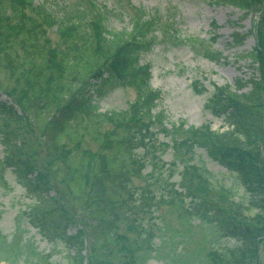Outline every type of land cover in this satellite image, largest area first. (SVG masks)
Here are the masks:
<instances>
[{
  "label": "trees",
  "instance_id": "16d2710c",
  "mask_svg": "<svg viewBox=\"0 0 264 264\" xmlns=\"http://www.w3.org/2000/svg\"><path fill=\"white\" fill-rule=\"evenodd\" d=\"M33 1L0 0V97L9 99L4 102L8 105L0 103V115L23 121L24 131L15 133L13 146L22 145L15 166L26 163L41 193L32 223L57 230L80 225L78 234L92 240L93 264H113L114 255L124 250L118 229L123 226L140 234L141 216L165 205L183 218L214 222L225 236L241 241L229 263L239 264L246 253H252L244 245L258 241L264 232V226L247 222L248 206L236 201L228 188L212 187L205 176L208 172L195 165L183 167L178 183L170 180L171 172L167 177L162 174L164 164L154 165L160 167L157 173L145 172L146 162L138 150L156 148L160 131L183 136L173 140L175 151L189 154L202 148L227 170L251 169L254 182L263 179L259 154L248 147L247 138L232 145L234 131L229 128L220 132L209 124L195 127L185 120H168L161 106L162 92L151 85L150 64L141 63L142 54L152 46L149 36L155 17L139 11L130 32L112 31L96 9L87 23L58 22ZM222 1L254 16L248 32L255 36V46L245 57L260 74L252 82L258 95L237 100L235 92L220 87L207 106L225 115L228 126L237 132L244 128L259 132L264 122V95H259L260 89L264 91V0ZM53 27L60 36L54 46L47 36ZM160 27L170 39L190 40L180 37L175 22L165 20ZM191 43L204 42L191 39ZM219 56L213 53L212 58ZM119 86L133 87L135 99L127 109L101 112L98 98L107 88ZM87 140L97 146L96 151L83 148ZM157 183L163 189L159 197L152 188ZM65 201L75 209H87L88 220L79 219ZM127 248L130 251L120 264H134L138 247Z\"/></svg>",
  "mask_w": 264,
  "mask_h": 264
},
{
  "label": "rangeland",
  "instance_id": "374dc122",
  "mask_svg": "<svg viewBox=\"0 0 264 264\" xmlns=\"http://www.w3.org/2000/svg\"><path fill=\"white\" fill-rule=\"evenodd\" d=\"M33 4L58 22L83 20V24L96 14V9L104 15L105 24L112 31L130 32L139 11L154 16L156 24L150 28L149 36L152 46L142 54L141 63L150 64L151 85L162 92L161 106L168 120L173 123L185 120L187 125L195 127L209 124L213 131L220 132L229 128L234 131L232 145L247 138L248 147L259 154L263 179L254 182L251 169L227 170L211 160L202 148H195L189 154L175 151L173 140L182 135L172 137L160 131L156 148L146 153L138 150L146 162L145 172L157 173L160 167L155 169L154 165L164 164L162 174L167 177L171 172L170 180L178 183L183 167L195 165L208 172L204 175L212 187L228 188L236 201L249 207L245 212L248 223L259 228L264 226V122L259 132L244 128V134L239 133L228 126L225 115H218L207 106L220 87L235 92L237 100L244 97L252 100L258 95L252 82L259 80L260 74L245 57L255 46V36L248 32L252 30L254 16L222 0H34ZM165 20L175 22L180 37L190 40L179 42L166 37L160 27ZM47 36L53 46L60 43L55 27L48 28ZM240 36L243 38L239 39ZM191 39L204 43L193 45ZM213 53L221 56L214 59ZM259 95H264V91L260 89ZM135 96L133 87L119 86L107 88L97 101L101 112L121 111L128 108ZM5 100L9 101L7 96L0 97V103L8 105ZM22 122L16 117L5 120L0 115V264H93L92 240L88 235L78 234L80 225L57 230L32 223L41 193L35 173L28 171L26 163L15 166L22 145L17 142L14 147L13 142L17 141L15 133L24 131ZM83 148L97 150L90 140ZM152 188L158 197L163 194L161 183ZM65 204L79 219L88 220L87 209H75L66 201ZM141 219L140 234L123 226L118 229L124 250L114 255L113 264L124 261L130 251L127 246L131 245L138 247L134 264H229L235 257V249L243 245L225 236L214 222L183 218L169 206L163 205ZM244 246L252 253L245 252L239 264H264V232L258 241H249Z\"/></svg>",
  "mask_w": 264,
  "mask_h": 264
}]
</instances>
